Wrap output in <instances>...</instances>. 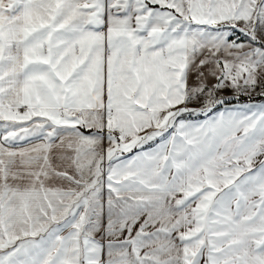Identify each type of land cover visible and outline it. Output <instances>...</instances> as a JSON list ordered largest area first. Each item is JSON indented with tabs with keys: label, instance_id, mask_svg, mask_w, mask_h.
<instances>
[{
	"label": "crops",
	"instance_id": "crops-1",
	"mask_svg": "<svg viewBox=\"0 0 264 264\" xmlns=\"http://www.w3.org/2000/svg\"><path fill=\"white\" fill-rule=\"evenodd\" d=\"M148 1L0 0V264H264V0Z\"/></svg>",
	"mask_w": 264,
	"mask_h": 264
},
{
	"label": "rangeland",
	"instance_id": "rangeland-1",
	"mask_svg": "<svg viewBox=\"0 0 264 264\" xmlns=\"http://www.w3.org/2000/svg\"><path fill=\"white\" fill-rule=\"evenodd\" d=\"M217 96V95H216ZM186 112H189V110H187V108L186 109H179V110H177L176 111V114L177 115H180V114H184V113H186ZM191 113V116H196V115H199L200 114V112L199 111H190ZM158 128L159 127H155V129H153V130H149L148 132H144L143 133V138H142V140H141V144H146V143H149V142H151L152 140H154L155 138H157L162 132H163V128L164 127H160L159 128V130H158ZM98 158V157H97ZM103 159V158H102ZM101 159V160H102ZM97 161H98V159H97ZM103 162H104V160H103ZM106 162V161H105ZM103 174H104V168L101 170V173H96L95 175H89V178H88V180L90 181V180H92V179H95L96 181H97V183H96V186H95V188H96V194L98 195L99 193H100V190H101V182H102V178H103ZM94 187H88L87 188V194L88 193H91V189H93Z\"/></svg>",
	"mask_w": 264,
	"mask_h": 264
},
{
	"label": "trees",
	"instance_id": "trees-1",
	"mask_svg": "<svg viewBox=\"0 0 264 264\" xmlns=\"http://www.w3.org/2000/svg\"><path fill=\"white\" fill-rule=\"evenodd\" d=\"M143 2H145L146 4H149L151 6H154L153 3L149 2L148 0H142ZM261 45L264 46V43L262 42H259ZM264 100V94L263 95H258V96H254V97H249V96H239L237 98H232V99H227V100H224L223 104H226V103H232L234 102L235 100Z\"/></svg>",
	"mask_w": 264,
	"mask_h": 264
}]
</instances>
